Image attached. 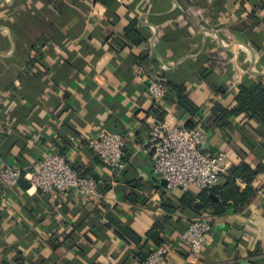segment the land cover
<instances>
[{
    "label": "crops",
    "instance_id": "0c3cea01",
    "mask_svg": "<svg viewBox=\"0 0 264 264\" xmlns=\"http://www.w3.org/2000/svg\"><path fill=\"white\" fill-rule=\"evenodd\" d=\"M263 7L264 0H0V168L30 171L60 153L109 187L87 198L43 193L27 179L0 186V264H142L161 245L169 264H264V171L245 209L201 215L214 227L194 259L180 235L200 215L180 201L203 188L169 190L143 146L159 108L162 122L204 130L205 152H225L228 170L264 164L262 122L240 114L227 127L206 126L219 105L235 107L242 87L264 84ZM154 79L170 86L160 103L148 92ZM181 95L196 114L181 108ZM100 131L123 134L122 172L89 147ZM122 228L140 242L127 241Z\"/></svg>",
    "mask_w": 264,
    "mask_h": 264
},
{
    "label": "built area",
    "instance_id": "2783aa9c",
    "mask_svg": "<svg viewBox=\"0 0 264 264\" xmlns=\"http://www.w3.org/2000/svg\"><path fill=\"white\" fill-rule=\"evenodd\" d=\"M264 15V7L261 9ZM170 89L165 80L154 79L148 92L156 102H163ZM206 133L198 127L183 124L170 125L156 122L149 130L143 144L151 150L154 171L166 181L169 190H188L191 186L211 188L228 172L227 154L209 155L204 150ZM89 147L116 172L126 168V141L121 133L100 131L89 138ZM27 179L31 186L43 193H78L84 197L102 196L99 183L82 175L65 155L49 153L40 158L33 169L26 171L19 166L0 168V186L14 189ZM214 223L211 217L201 216L193 220L181 233L182 241L189 245V256L198 259L209 242ZM142 264H169V247L161 245L151 252Z\"/></svg>",
    "mask_w": 264,
    "mask_h": 264
},
{
    "label": "trees",
    "instance_id": "16d2710c",
    "mask_svg": "<svg viewBox=\"0 0 264 264\" xmlns=\"http://www.w3.org/2000/svg\"><path fill=\"white\" fill-rule=\"evenodd\" d=\"M179 91L181 93L182 89H179ZM180 105L187 113H197L192 103L184 95L180 96ZM240 114H247L252 119L264 124V84L242 87L237 95L235 107L229 109L219 105L214 110V117L206 126L211 132L217 125L222 128L227 127L230 124V119ZM155 115L158 117L157 122H162L166 116V112L155 108ZM187 126L194 127L192 125ZM72 166L82 175L92 177L98 181L99 191L102 195L108 191L109 187H103L96 176L86 175L75 165L72 164ZM263 171L264 164L256 168H253L245 162L235 165L220 177L219 183L216 186L203 188L197 194L187 192L180 201V207L192 209L200 216L205 212H208L212 216L221 215L231 207H234L236 211H242L258 194V189L254 187L253 182L257 175ZM122 230L125 233V239L127 241H133L135 244L140 242L139 238L129 229L122 228ZM151 236H155V234H151ZM151 252L144 255L141 259L142 263Z\"/></svg>",
    "mask_w": 264,
    "mask_h": 264
},
{
    "label": "water",
    "instance_id": "95a60500",
    "mask_svg": "<svg viewBox=\"0 0 264 264\" xmlns=\"http://www.w3.org/2000/svg\"><path fill=\"white\" fill-rule=\"evenodd\" d=\"M166 182V181H165Z\"/></svg>",
    "mask_w": 264,
    "mask_h": 264
}]
</instances>
